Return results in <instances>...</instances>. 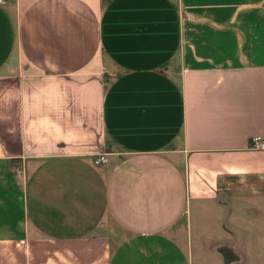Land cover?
Instances as JSON below:
<instances>
[{"label": "crops", "instance_id": "1", "mask_svg": "<svg viewBox=\"0 0 264 264\" xmlns=\"http://www.w3.org/2000/svg\"><path fill=\"white\" fill-rule=\"evenodd\" d=\"M254 138L264 0H0V264H247Z\"/></svg>", "mask_w": 264, "mask_h": 264}, {"label": "rangeland", "instance_id": "2", "mask_svg": "<svg viewBox=\"0 0 264 264\" xmlns=\"http://www.w3.org/2000/svg\"><path fill=\"white\" fill-rule=\"evenodd\" d=\"M257 182L253 183L256 184ZM245 182L243 183H237L240 188L237 192L238 194L243 198L241 202V206L237 209L239 211V215H241L244 219L243 224L247 228L250 229V231H255L256 235H259L260 240H262L261 245V251L259 252H246V255L248 256V263L247 264H264V205L261 201L259 203V206L257 207L254 203V205H251L249 202L246 201L254 199L253 196V190L250 187H245ZM235 211V210H232ZM247 231V230H246ZM211 233V232H209ZM256 240V239H255ZM248 242V241H247Z\"/></svg>", "mask_w": 264, "mask_h": 264}, {"label": "built area", "instance_id": "3", "mask_svg": "<svg viewBox=\"0 0 264 264\" xmlns=\"http://www.w3.org/2000/svg\"><path fill=\"white\" fill-rule=\"evenodd\" d=\"M251 149L252 150H263L264 149V144L260 141L259 138H254L252 140V146H251ZM106 156L104 155H100V156H97V159L94 160V165L97 166V165H103L106 163Z\"/></svg>", "mask_w": 264, "mask_h": 264}]
</instances>
